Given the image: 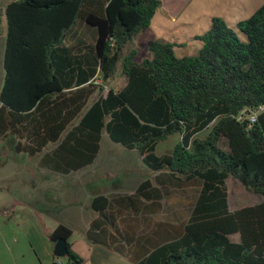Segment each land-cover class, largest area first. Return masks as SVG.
Here are the masks:
<instances>
[{
  "label": "trees",
  "instance_id": "16d2710c",
  "mask_svg": "<svg viewBox=\"0 0 264 264\" xmlns=\"http://www.w3.org/2000/svg\"><path fill=\"white\" fill-rule=\"evenodd\" d=\"M160 6L161 0L7 2L0 140L12 138L15 153L42 155L39 167L65 176L94 163L102 132L139 155L152 179L144 177L131 194L91 196L96 216L85 238L92 245L133 264H264V200L230 210L226 190L233 178L264 198V2L235 29L213 17L196 37L194 56L177 57L175 44L149 41L151 57L124 56L125 85L103 95L94 81L111 79L125 45ZM77 23L95 32L91 61L80 46L63 45ZM176 134L173 148L157 155L156 146ZM169 187L193 192L186 218L175 224L155 219ZM71 236L63 223L49 233L52 242L68 241L66 264H83Z\"/></svg>",
  "mask_w": 264,
  "mask_h": 264
},
{
  "label": "rangeland",
  "instance_id": "374dc122",
  "mask_svg": "<svg viewBox=\"0 0 264 264\" xmlns=\"http://www.w3.org/2000/svg\"><path fill=\"white\" fill-rule=\"evenodd\" d=\"M10 0H0V90L4 79L3 55L5 47L6 20L2 14L3 7ZM264 0H161V6L154 14L148 28L135 35L123 48L114 74L107 82L98 80L96 85L104 94L107 89H120L125 83L121 73V60L134 51V60L139 62L151 57L147 43L151 40H162L173 43L177 57L194 56L198 53L201 43L196 37L210 27L213 17L222 18L230 28L235 29L237 22L249 18L263 4ZM68 39V38H67ZM96 94L92 100L96 99ZM208 130L198 136L203 138ZM178 134L160 142L155 149L157 155L169 152L179 141ZM1 145V141H0ZM101 151L96 165L69 175H54L57 194L62 201H74L70 209H62L64 203L59 201H23L19 198L28 190H14L16 183L7 181L8 168L0 166V264H66L65 258L53 256V242L49 233L57 224L63 223L72 230L69 239L70 248L83 258V264H133L127 258L92 245L85 238L89 222L96 216L90 208L88 198L98 192L123 193L120 182L125 178L128 186L144 177L153 178V174L142 164L135 151H129L112 143L105 132L101 135ZM1 148V147H0ZM2 155L12 153L9 142H4L0 149ZM3 156L0 157L2 158ZM7 159V158H5ZM35 160L31 161V164ZM2 162V160H1ZM132 174L125 176L127 170ZM33 176L42 180V176ZM12 177L15 175L11 171ZM169 195L163 202V212L155 219L179 223L186 218L191 201L192 190H178L169 187ZM228 207L236 210L241 207L259 203L257 195L244 189L235 179L226 180ZM32 192L41 193L33 189ZM19 195V196H18ZM71 203V202H70ZM73 203V204H74ZM129 213H123V217ZM127 220L129 218H126ZM132 220L126 222L130 228L136 226ZM234 239H236L234 237Z\"/></svg>",
  "mask_w": 264,
  "mask_h": 264
},
{
  "label": "crops",
  "instance_id": "0c3cea01",
  "mask_svg": "<svg viewBox=\"0 0 264 264\" xmlns=\"http://www.w3.org/2000/svg\"><path fill=\"white\" fill-rule=\"evenodd\" d=\"M5 35H6V33H5ZM94 37H95V32L92 28H89L82 23H77L67 33V35L63 41V45L65 47H72V46H76V45L80 46L81 47L80 55L85 58L86 62L88 61V59L91 61L93 58V54H94V52H93ZM82 69L86 70L87 66L84 65L82 67ZM73 78H74L73 82H75L76 75H74ZM92 79H93V77L90 80H88V82L91 81ZM97 81H98V79H96L94 82L96 83ZM124 85H125V83L123 84V86ZM111 89H113V88H111ZM120 89H113V90L117 91ZM106 92H107V89L105 90L103 95H105ZM4 142L10 143L12 153L11 154L7 153L6 156H3L2 154L5 151L4 152L0 151L1 156H3L2 158L0 157V166L5 165V167L8 168L7 169L8 173L10 171V175H9V177H7V179H8L7 181H10L11 183H16V186L13 188L14 190H20V189L28 190V192H23L22 196L18 195L21 200H23V201H59L58 204H60V202L64 203V204H62L63 205L62 209H64V208L70 209V207L77 204V203H74V201H64V202L62 201L61 195L57 194V192H56L57 189L54 188V186L56 184V180H55L56 177L54 175H60V174H57V173L50 171L48 169L39 167L38 161L42 155H39L36 158H30L24 154H17L13 151V146H14L15 141L12 138H8L6 140L1 141V145H0L1 148L3 147ZM52 147L53 146H50V148H52ZM100 151H101V145H100V150L98 152V155H97L94 163L91 166L97 164L98 159H99V155H100ZM5 158H7V159H5ZM1 160H2V162H1ZM32 160H35L33 164H31ZM125 170H127L125 173V176H130L132 174L131 169H125ZM11 171H12V173H14V171H15V175L13 177L11 175ZM38 171H39V174L42 176V180L39 178V176L38 177L33 176L32 172H34L37 175ZM128 180L129 179L125 178L123 181L120 182V185L124 189L123 190L124 194L133 193L143 179L140 181H136L135 184L130 186L131 188H129V186H128ZM33 189H36V190L38 189L41 191V193L32 192ZM98 193L106 194L107 192H98ZM90 199H91V196L88 198L89 203H90ZM259 199L260 200H258V201L264 200V198H261V197H259ZM227 200H228V197H227Z\"/></svg>",
  "mask_w": 264,
  "mask_h": 264
},
{
  "label": "water",
  "instance_id": "95a60500",
  "mask_svg": "<svg viewBox=\"0 0 264 264\" xmlns=\"http://www.w3.org/2000/svg\"><path fill=\"white\" fill-rule=\"evenodd\" d=\"M53 256L56 258H67L69 253L68 241L65 239H57L53 242Z\"/></svg>",
  "mask_w": 264,
  "mask_h": 264
},
{
  "label": "built area",
  "instance_id": "2783aa9c",
  "mask_svg": "<svg viewBox=\"0 0 264 264\" xmlns=\"http://www.w3.org/2000/svg\"><path fill=\"white\" fill-rule=\"evenodd\" d=\"M238 119H241V116H239ZM248 120L250 125L253 124L256 120V114L251 113L250 115H248Z\"/></svg>",
  "mask_w": 264,
  "mask_h": 264
}]
</instances>
